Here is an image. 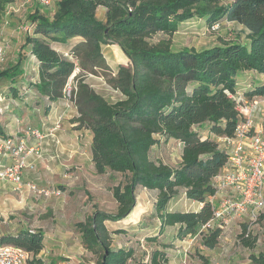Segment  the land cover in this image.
<instances>
[{"label": "trees", "instance_id": "16d2710c", "mask_svg": "<svg viewBox=\"0 0 264 264\" xmlns=\"http://www.w3.org/2000/svg\"><path fill=\"white\" fill-rule=\"evenodd\" d=\"M15 1L0 0V26ZM100 6L106 8L104 20L97 16ZM193 18L204 19L209 27L222 19L238 22L249 30L250 42L228 40L201 50H174L170 38L151 41L158 33L173 35ZM30 31L26 41L39 61L35 87L47 101H55L64 97L67 82L80 67L72 99L79 113L77 126L92 132L96 172L124 176L113 188L116 213L96 207L76 223L83 246L97 256L96 264H167L165 248H174V240L196 235L203 246L215 248L223 227L208 225L214 217L210 198L217 192L214 179L229 158L216 137L232 136L242 118L234 98L237 75L247 70L264 73V0H56L51 16L40 9L31 14ZM77 36L84 40L70 56L52 46ZM107 44H117L129 60L109 78L124 95L115 102L85 80L88 73L109 68L103 50ZM21 74L18 62L2 70L0 80L15 81ZM244 93L249 98L264 97V84ZM171 139L183 144L177 166L151 156L155 145ZM139 187L158 192L150 217L159 225L156 232L145 233V240L162 248L152 249L148 259L136 256L133 246L114 247L112 233L126 229L111 231L107 225L132 212ZM181 191L202 207L170 210V201ZM170 228H175V234L168 241ZM247 229L245 225L240 242L253 248L257 237L245 236ZM44 238L42 230L22 229L2 236L1 241L23 247L33 256L28 259L31 264H41L35 255L44 248ZM202 258L209 264L205 255ZM251 260L264 264V251L252 253Z\"/></svg>", "mask_w": 264, "mask_h": 264}, {"label": "rangeland", "instance_id": "374dc122", "mask_svg": "<svg viewBox=\"0 0 264 264\" xmlns=\"http://www.w3.org/2000/svg\"><path fill=\"white\" fill-rule=\"evenodd\" d=\"M55 7L56 0L50 6L41 5L38 0H16L7 7L4 21L0 26V47L2 46L4 50V57L0 63V72L10 67L9 65L12 63L10 60L13 59L16 53L14 47H18L19 44L17 43L21 44L25 37H27L29 30L26 27H31V14L40 9L43 13L51 16L54 13ZM104 14L105 8L100 6L97 10V16L104 20ZM162 38H170L174 50H181L187 47L201 50L228 40L249 43L248 30L227 19H222L219 22V27L212 28L208 26L204 19L193 18L183 22L179 30L173 35L168 36L158 33L151 38V41L156 42ZM113 47L107 48L104 46V55L109 68L98 69L96 73H88L85 76L86 82L111 102L124 97L122 92L115 89L109 82V78L115 72L113 69L117 68L119 62L124 65L129 64L128 57L121 51L119 46L114 44ZM19 63L29 77H32L34 74V77H36L37 66L33 58L26 55ZM75 71L73 76L80 73L78 71L75 73ZM74 79L76 82L77 77ZM244 83L246 85V82L242 84ZM13 89L10 80L6 78L0 80V95H7L5 99L3 96L0 99V122L6 121L4 129L13 127L16 131L8 133V135L22 134V130L29 127L38 128L45 132L43 126L39 125L40 119L38 117L35 119L23 116L24 110H27L26 105L31 104L32 107H35L33 98L35 94L20 82L18 84L20 95L17 99L13 96ZM21 101L26 102L22 103ZM39 112L36 109L38 116ZM18 128H22V130H18ZM60 128L56 127L51 134ZM203 132L204 136L208 134L207 130ZM48 136L49 134L42 140L43 148L45 146L44 141ZM57 142L61 143L59 140ZM35 144L36 141L32 138L28 142L29 146ZM46 152V149L41 150V157L34 153L29 155V165L24 169V176L26 177L25 173L28 169H31L34 176L24 177V179L26 181L31 180L40 187L58 186L63 190V194L57 197H37L27 189L21 191L13 189L14 185L10 181H0V222L7 219V222L15 227L20 223V219H23L32 229L42 228L56 239L61 237V240L54 241L59 249L58 252H64L57 263L60 261L62 264H77V258L71 255L81 251L83 244L76 222L82 218L86 219L88 215H91L95 211L96 207L109 213H116L117 201L113 195V188L124 180V176L115 171L100 174L91 166L88 167L87 164L81 169L79 165H75L74 163L66 164L68 168L66 173H70V175H54L53 171L47 169L44 163L42 167L36 165L39 159L46 156ZM181 154L182 143L175 139H171L168 142L162 141L155 145L151 151L153 159L162 160L171 166L179 164ZM14 161L13 158L1 159L2 163H12ZM60 165L64 166L61 163ZM136 194L137 201L132 210L133 213L136 214L140 211L141 201H150L149 209L152 208L151 201L155 197V191H148L139 187ZM179 195L178 198L181 196L183 198L177 205L187 207L183 192L181 191ZM147 219L149 223L157 221L151 218L150 215H147ZM251 221L250 214L233 218L223 229L220 242L213 249L203 246L201 238L197 235L186 238L185 242L180 243L174 250H167L169 251L168 257L171 264H206L202 255H205L209 264H252L251 254L264 251V208L260 210L257 220ZM107 225L111 231L122 229V226L130 229L128 231L127 228H123L126 229L125 232L112 233V245L114 247L126 244L133 245L140 255L143 252L147 255L156 246V244H150V247H142L141 243L143 241L140 240L146 232H156L153 227L156 226L155 224L151 223L149 228L142 231L132 230L134 226L131 227L130 220L128 217H125L118 221H107ZM245 225L251 226L250 236L257 237V242L253 248L245 246L243 242L238 243ZM0 227L2 228V226ZM57 235L60 236L56 237ZM80 258L79 264H96L97 260V256L89 251H84V254L79 256Z\"/></svg>", "mask_w": 264, "mask_h": 264}, {"label": "built area", "instance_id": "2783aa9c", "mask_svg": "<svg viewBox=\"0 0 264 264\" xmlns=\"http://www.w3.org/2000/svg\"><path fill=\"white\" fill-rule=\"evenodd\" d=\"M38 1L41 5L50 6L54 0ZM216 27H219V22L212 26ZM26 29L30 30L31 27L27 26ZM3 57L4 50L1 46L0 63ZM75 70V73L81 71L80 67ZM75 76L76 74L71 76L64 90V97L68 101H73V90L77 87ZM234 98L242 118L232 136L217 137L220 147L228 154V168L219 175L215 184L217 192L210 198L214 205V217L208 225L217 224L223 229L233 218L246 214H250L251 222L256 221L260 210L264 208V97L249 98L244 92H238ZM61 118L60 116L59 122ZM49 133L29 127L23 129L22 134L0 135V181H10L15 190L27 189L37 197L61 196L63 190L58 187H40L37 183L24 179L29 155L34 153L41 156L42 140ZM31 138L35 139L36 144L29 146ZM5 158H13L15 161L2 163L1 159ZM220 194L222 196L218 202ZM250 233L249 225L244 235L249 236ZM31 257L23 247L4 243L0 239V264H25Z\"/></svg>", "mask_w": 264, "mask_h": 264}, {"label": "crops", "instance_id": "0c3cea01", "mask_svg": "<svg viewBox=\"0 0 264 264\" xmlns=\"http://www.w3.org/2000/svg\"><path fill=\"white\" fill-rule=\"evenodd\" d=\"M101 7H103V6H101ZM105 14H106V8H105ZM105 14H104V18H105ZM232 22L237 23L242 28H245L246 30H248L244 25H242L238 22H235V21H232ZM31 32L32 31H30L28 33H31ZM248 33H249V30H248ZM83 40L84 39L81 36H77V37H73V38L69 39L66 43L52 42V46L57 51H59L61 54L68 55L72 51L73 47ZM249 42H250V38H249ZM17 44H19L18 47L17 46L14 47V49L16 51L15 56L13 57V59L10 60V62L16 64L19 61H22L23 57L27 55V56L33 58V60H35L36 66H37V69H36L37 70V74H36L37 78L34 77V75H35L34 73H33L34 75L32 77H29L27 75L25 69L21 66V68L23 69V74H21L15 81H11V85L14 88L13 92H12L14 98L18 99V97L20 95V92L18 91V84L20 82H21V84L27 86L28 90H31V92L33 94H35L33 97L34 102H35V107H32L31 104L26 105L27 110H24L23 116H28V118L32 117L35 119H37V117H38V119H40L39 125L43 126V129L46 133H49L50 130L54 129L56 126L61 127L58 130L56 129L57 131H55L53 134L49 133V136L44 141L45 146H44V148L42 147V151H43V149H46V151H47L46 156L42 159H39L38 163H36V165L42 167V165L44 163L47 169L53 171L54 175H59V176H61L62 174L64 176L70 175V173H66V171L68 169L66 164H69V163H71V164L74 163L75 165H79V167L81 169H83V167H85L86 164L88 165V167L91 166L93 169H95V164H94L93 156H92V148H91L92 132L90 129L85 128V127L78 128L77 122L75 121V117L78 116V114H79L76 105L74 104L73 101H68L65 97H61L55 101H47V97H44L41 95V93L38 91V89L34 85L35 83H37L39 81V61L36 58V56H34L32 54L31 45L27 43L26 37L22 41L21 44L20 43H17ZM245 44H247V43H245ZM113 46H114V44L105 45V47H107V48L113 47ZM103 50H104V46H103ZM12 63L9 66L14 65ZM119 64H123V63L119 62L117 64V68H118ZM117 68H115L113 70L116 72ZM239 79H241V80H239ZM237 80H238L237 81L238 82V84H237L238 85V88H237L238 92L249 91L251 89H254L256 86H258L260 84H264V73H259V72L254 71V70L243 71L237 75ZM243 82H246V85H245V83L242 84ZM28 95H26V96H28ZM2 96L4 99L7 97V95L2 94V95H0V99H2ZM21 98H23V97H21ZM21 102L25 103L26 101H21ZM0 106H1V104H0ZM44 107H45V109H44ZM47 107H49V110H46ZM36 109H38L40 111L39 112L40 117L36 114ZM60 116L62 118H61V121L59 122ZM5 122H3V121L0 122V135H6L8 133L16 132L13 129V127L10 129H8V128L4 129ZM18 130H22V128H18ZM57 140H59L61 143L57 142ZM182 147H183V144H182ZM60 163L64 164L65 167L63 165L61 166ZM227 168L228 167L226 165L222 169L220 174L224 173ZM25 174H26V177L34 176L33 173L31 172V169H28ZM219 175L214 179L215 184L219 180ZM55 187H58V186H55ZM58 188H60V187H58ZM142 188H144V187H142ZM137 189H136V193H137ZM144 189H146L148 191H155V190H149L147 188H144ZM182 192L185 196L184 191H182ZM157 194H158V192L155 191V197L151 201V206H152L151 209H149L150 201L149 202L141 201L142 204L140 207V211L136 214L133 213V211H132L127 216L131 222L130 226L131 227L134 226L132 228V230H137V231L145 230V229L149 228V225L152 223V224L156 225L153 227L157 231L159 221L157 220V221L149 223V221L147 219V215H151L152 212H154V203L157 199ZM221 196H222V194H220L218 196L217 201H219ZM182 198H183V196H181L180 198H178V196L174 197L170 201L169 209L170 210L180 209V210H186V211H189V210L197 211L203 205V203H201L199 201H195V200H190L186 196L184 198L187 202V207H183V205H177V203L180 202V200H182ZM20 220H21L20 223L17 224L15 227L11 226L10 223L7 222V219H4L3 221H1L0 226H2V228L0 227V239L4 235L15 234L22 229H32L30 227V225L25 220H23V219H20ZM84 220L85 219L82 218V219H79L78 222L84 221ZM122 227L128 229V227H126V226H122ZM35 230H42L44 232V235H45L44 248L37 255H35V257L40 259L41 264H62V262L59 261L57 263V261L61 259L60 257L62 254H64V252H58L59 249H58L56 243H54V241L61 240L60 239L61 237H59L60 235H57L56 237H59V238L56 239L55 237L50 236L48 234V232L42 228L35 229ZM128 230H130V229H128ZM174 234H175V228H170L166 232V239L168 241L173 240ZM140 240L143 241L141 243L142 247H144V246L150 247V244L147 243L145 240V235H143L140 238ZM185 240H181V239L174 240V243L176 245L174 248L179 246L180 243L185 242ZM122 246L130 247L133 245H128V244L120 245V247H122ZM61 247H62V245H61ZM156 248H162V247H160L159 245L156 244L154 249H156ZM174 248L168 247V248H165V250L169 254V251H167V250L168 249L174 250ZM84 251H88V250L85 249V247L82 245L81 251L77 252L76 254L71 255L72 257L77 258V261H78L77 264H79V262L81 261V258L79 259V256L81 254H84ZM149 255L150 254L146 255L145 252H143L141 255L139 254V252L136 253V256H138V257L143 256V257H145V259H148ZM32 257H31V259H32ZM67 257H69V256L67 255ZM26 264H31V263L28 262ZM34 264H37V263H34ZM167 264H171V261L169 260V262Z\"/></svg>", "mask_w": 264, "mask_h": 264}]
</instances>
